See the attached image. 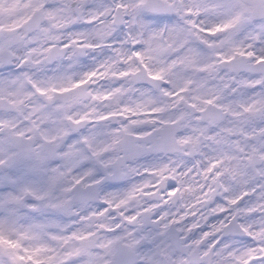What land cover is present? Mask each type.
<instances>
[{
	"label": "snow or ice",
	"instance_id": "obj_1",
	"mask_svg": "<svg viewBox=\"0 0 264 264\" xmlns=\"http://www.w3.org/2000/svg\"><path fill=\"white\" fill-rule=\"evenodd\" d=\"M130 7L180 21L145 38L151 22L133 17L136 34L92 39ZM255 14L264 0H0V264H264V29L243 21ZM173 137L199 169L204 215L197 200L140 220L98 196L95 167H119L110 152ZM237 213L240 248L227 239ZM124 246L155 247L132 261Z\"/></svg>",
	"mask_w": 264,
	"mask_h": 264
},
{
	"label": "clouds",
	"instance_id": "obj_2",
	"mask_svg": "<svg viewBox=\"0 0 264 264\" xmlns=\"http://www.w3.org/2000/svg\"><path fill=\"white\" fill-rule=\"evenodd\" d=\"M129 5L139 4L140 0H124ZM222 3L228 4L233 2H239V0H221ZM145 4H158L163 7L169 5L175 6L180 3V0H144ZM135 17L137 24L141 20L150 21L149 28L144 31V36L147 38L150 30H159L165 27V25L171 26L180 21V17L176 12H150L147 8L141 7L138 9L129 8V15L124 17V24L117 25L111 31L104 34L103 29H97L92 33V39L103 42L104 39H110L115 42L117 40H124L129 33L136 34L140 31L137 24H133L132 20ZM244 30L245 32L260 31L264 29V14H255L252 16H245ZM102 52H107L106 49H102ZM174 137L169 141L167 145H159L153 147L151 140H145V150L140 154L126 155L125 152L119 148L114 149L105 157H113L118 159V169H104L99 166L95 167V171L104 177V184L99 186L95 191L99 197H112L114 194L127 200L125 210L129 213H141L140 220L146 219L148 216L161 210L167 211L173 214L177 219L185 213L189 212L190 206L195 205L197 200L202 203L195 211L204 215L207 208L210 205L203 203L205 196L201 192L202 179L197 175L199 169L188 174L186 169L194 168V158L190 162L183 153L187 150L183 146L176 145ZM145 168H154L157 171L161 168L165 169V172L155 175L145 176ZM168 177H174L169 179ZM174 185L173 189L169 188V185ZM176 191L175 196H169L168 192ZM132 192L134 195L132 198L128 197V193ZM211 193L208 194V198H211ZM217 195H219L217 193ZM214 203V201H213ZM156 206V207H154ZM145 209L148 210L145 213ZM238 223H233L230 232L236 233V235H229L227 239L231 241L236 248H240L244 239L242 234L239 233L240 223H246L248 218L240 213H237ZM105 219H107L105 217ZM231 223V222H230ZM129 230H134L131 226H128ZM175 227L171 229L169 235L160 239V244H167L174 240ZM139 236V233H137ZM155 246L141 247L139 249H131L124 246V251L127 254V258L132 261H139L141 254L154 248Z\"/></svg>",
	"mask_w": 264,
	"mask_h": 264
}]
</instances>
